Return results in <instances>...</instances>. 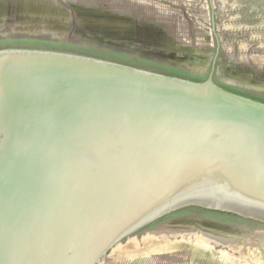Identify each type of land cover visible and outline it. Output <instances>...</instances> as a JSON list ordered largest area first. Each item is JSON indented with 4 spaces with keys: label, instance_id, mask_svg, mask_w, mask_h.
<instances>
[{
    "label": "water",
    "instance_id": "obj_1",
    "mask_svg": "<svg viewBox=\"0 0 264 264\" xmlns=\"http://www.w3.org/2000/svg\"><path fill=\"white\" fill-rule=\"evenodd\" d=\"M93 14L109 27L110 13ZM168 57L203 68L199 55ZM216 72V60L195 81L62 49H0V264H102L190 206L264 223V101ZM160 228L264 248V231L242 223L183 216Z\"/></svg>",
    "mask_w": 264,
    "mask_h": 264
},
{
    "label": "rangeland",
    "instance_id": "obj_2",
    "mask_svg": "<svg viewBox=\"0 0 264 264\" xmlns=\"http://www.w3.org/2000/svg\"><path fill=\"white\" fill-rule=\"evenodd\" d=\"M235 1L237 0H211V2L210 0H58L59 13L44 15L48 21L53 20L59 22L61 26H66L64 36L53 37L55 29L52 30L49 26L54 35H44L43 42L36 44L52 49L76 50L92 55L100 54L103 57L114 58L131 65L141 67L145 65L152 70L169 72L168 69L143 62L144 59L154 63L157 60L156 57L145 55L147 51L143 50L146 49L149 53H159L161 61L157 63L163 62L164 66H174L173 68L176 67V69L204 79L207 78L212 58L219 44L217 72L222 76L225 75L226 83L239 87L247 93L264 96V5L263 8L257 9L264 3V0H242L240 6H236ZM38 5L36 4V10L41 14L43 11ZM85 8H94L103 13L128 18L130 25L125 21L123 30L104 29L95 24L94 26L86 20L83 13ZM33 10L35 11L34 8ZM85 10L92 12L89 9ZM131 23L133 25L137 23L133 31ZM138 26L140 29L137 31ZM127 27L129 31H126ZM84 36H91L93 41L87 40ZM113 52L130 58L115 57L110 54ZM169 55L178 57L199 55L203 58V68L198 71L188 70L186 62L172 60L168 57ZM189 215L204 216L197 211L168 215L139 231L137 236L143 235L161 240L167 237L165 241L173 242L188 241V239L200 236L198 241L208 239L206 241H209L208 243L213 247L211 248L213 254L209 257L201 255L198 250L197 253L194 252L193 246L190 247L189 244L184 243L187 246L173 248L171 251H165L166 254L162 257L158 256V258H166L165 264H250V262L251 264H264V248L257 246V243L260 244L258 241L251 242L247 236L242 237L246 244H243L242 239L224 244L217 243L198 230L167 232L162 228L155 229L156 226L169 220ZM248 226L264 231V223H251ZM168 233L175 234V236L168 235ZM126 240L129 239L123 240L120 244ZM156 257L155 255L152 258ZM160 258L149 264L164 263ZM143 263L148 264V262ZM102 264H112V262L110 260Z\"/></svg>",
    "mask_w": 264,
    "mask_h": 264
},
{
    "label": "flooded vegetation",
    "instance_id": "obj_3",
    "mask_svg": "<svg viewBox=\"0 0 264 264\" xmlns=\"http://www.w3.org/2000/svg\"><path fill=\"white\" fill-rule=\"evenodd\" d=\"M210 2H211V0H210ZM36 4H39L38 6L41 8L43 13L41 12V14H40L36 10ZM234 4L236 6H240L237 3H234ZM33 8L35 9V11L33 10ZM85 9H89L92 12L89 13V11L85 10ZM85 9L83 10V13H84L86 20H88L90 24H93V25L95 24L96 26L97 25L100 26L99 22L94 21L95 18L93 17V15H94L93 13L99 14V13H103V12H101L100 10L99 11L95 10L94 8H85ZM59 10L60 9H59L58 0H44V2H43V0H0V49L18 48V47L19 48L52 49V48L43 46L41 44H36V43L43 42L44 35L45 36H53L55 33V35L53 37L57 38L60 35H61V37L64 36L63 34H64V30L66 29V26H63V25L61 26L59 22H55L52 19H51L52 21H48L47 17L44 15L46 13L51 14V15H54V14L56 15L57 13H59ZM87 15H89V16H87ZM109 15H112V14H109ZM119 17H121V16H119ZM126 20H127L126 21L127 24L130 25L128 22L129 19L126 18ZM49 26H51L52 30L55 29L54 33L51 29H50V31L48 30ZM135 26H137V23H134V25H133V23H131V30L133 28H136ZM100 27L104 28L102 26H100ZM111 28H112L111 26L107 27V29H111ZM126 29H127L126 31H129L128 27ZM139 29H140V27L138 26L137 31ZM84 37L87 38V40L93 41V38H90V36H84ZM32 42H34V43H32ZM128 48H130V47H128ZM143 49H145V48H143ZM62 50H64V49H62ZM217 50L218 51H216L215 55L212 58L210 71L212 68L213 60H216V71H217V65H218L217 62L219 60L218 59L219 58V56H218L219 55V48L218 47H217ZM67 51L79 52L76 50H67ZM128 51L134 52L133 50H128ZM143 51L146 52L148 50L145 49ZM79 53H82V52H79ZM113 53H110V54L113 55ZM139 53H141V52H139ZM148 53H149V51L146 52L145 55L147 54L149 56H153V57L157 58V60L155 61L157 65H160V67L162 66L161 68H165V69L169 70V72H165V73H169V74L173 73L172 75H178L177 72H174L172 70V69H176V67L175 68H173L174 66L173 67H167L168 65L164 66L165 64L163 62L157 63V62L161 61L159 56L156 55L157 52H150L149 54ZM85 54H88V53H85ZM95 56H101V55L97 54ZM101 57H103V56H101ZM144 60H147V59H144ZM143 67L148 68L149 66L143 65ZM177 70H180V69H177ZM195 71H198V70H195ZM210 71H209V73H210ZM209 73H208V75H209ZM208 75H207V77H208ZM214 75H215L214 76L215 81L218 82L220 85H222L224 88L229 89V90L235 89V90L240 91L241 93H247L243 89H240L239 87H235V86L227 84L225 80L219 78L216 74H214ZM234 92H237V91H234ZM246 95H248L250 97H257V98L259 97V98L264 99L263 95L250 94V93H247ZM189 216L205 217V218H210V219L217 220V221H224V222H230V223H242V224H245L246 226L249 225V224H246V223L241 222V221L228 220V219L217 218V217H212V216H208V215H204V216L189 215ZM158 226H160V225H158ZM158 226H156V227H158ZM162 230L167 231V232L168 231H172V232L176 231V230H170V229H168V230L162 229ZM137 233H139V232H137ZM137 233L135 234L136 236H134V239H137V242L139 243V245H142V242H143L142 240H144V238H146V236L142 235V236L138 237ZM169 234L171 236H175L174 233H173L174 235H172L171 233H168V235ZM126 243H127V240L122 245H124ZM157 254H158L157 256L160 255L162 257V255H165L166 252L164 251L162 253H157ZM159 258L157 257L155 260H159ZM160 259L163 260V262H164L162 264H165L166 258L164 257V258H160ZM136 263L141 264V263H143V261L142 260H140V261L136 260V261L130 262V264H136ZM112 264H114V263H112ZM122 264H125V263H122ZM127 264H129V263H127ZM158 264H160V263H158Z\"/></svg>",
    "mask_w": 264,
    "mask_h": 264
},
{
    "label": "bare ground",
    "instance_id": "obj_4",
    "mask_svg": "<svg viewBox=\"0 0 264 264\" xmlns=\"http://www.w3.org/2000/svg\"><path fill=\"white\" fill-rule=\"evenodd\" d=\"M241 2H242V0H237L234 3H237V4L241 5L242 4ZM263 5H264V3L262 5H260L259 7H257V9L261 8ZM263 15H264V13H263ZM105 17L109 18L108 21H107V24L109 26H111L112 28H115V24L120 26L121 24L125 25V23H126L125 22L126 20L124 18L123 19H124L125 23L122 21V19L120 17H118L116 15H106ZM115 21H118L119 23L117 24V22H115ZM196 237H198V236H196ZM166 238L167 237H163L162 238L163 240H161L159 238L158 239H154V238L146 237V238H144V240H142L143 241L142 245H139V243L137 242V239H130L129 241H127L126 244L119 245L116 248H114L112 253L108 257L109 258L108 260L109 261L111 260V262L114 263V264H122V263H125V264L129 263L130 264V262L136 261V260L137 261L142 260L143 262L150 263V262H154V260L157 258V257L156 258H152L153 256L158 255L157 253L164 252V251H171V250H173V248H179V247H182V246H187L186 244H189L190 247L193 246L194 247L193 249L195 250L194 252L197 253V250H198L201 255H203V256L206 255V256L211 257V255L209 254L210 253L209 251L211 249L210 248L208 249L206 243H204L203 241H198V240H200L199 238H201L200 236L198 238H193V239H190V240L188 239V241H182V240L179 239L183 243L178 242V241H174V242L173 241H169V240L165 241L164 239H166ZM249 242H250V240H249ZM184 243H186V244H184ZM236 245H237V243H236ZM260 249H262V248H260ZM233 250H234V248H233ZM224 257H226V256H224ZM211 260H213V259H211ZM206 261H208V260H206ZM223 261H225V260L223 259ZM141 264H143V263H141ZM250 264H251V262H250Z\"/></svg>",
    "mask_w": 264,
    "mask_h": 264
},
{
    "label": "trees",
    "instance_id": "obj_5",
    "mask_svg": "<svg viewBox=\"0 0 264 264\" xmlns=\"http://www.w3.org/2000/svg\"><path fill=\"white\" fill-rule=\"evenodd\" d=\"M113 55L114 56L123 57V58H130L128 56H124V55H121V54H118V53H113ZM142 61L145 62V63H147V64L156 65V66L160 67V65H157L156 63H154L152 61H148V60H142ZM172 70L174 72H177L178 75H180L182 77H188V78H190L192 80H195V81H202V80H204V78L197 77L196 75H193V74H191L189 72H186V71L177 70V69H172ZM232 90L241 93L238 90H235V89H232ZM241 94H245L246 95L247 93H241ZM253 98L258 99V100H261V101H264L263 98H259V97L258 98L257 97H253ZM189 211H197L198 213H201V214H204V215H209V216H213V217H218V218H223V219H228V220H234V221H241V222H244L246 224L260 223V222H256V221L249 220V219H245V218H242V217L233 215V214L222 213V212H218V211H212V210H208V209H205V208H202V207H196V206L185 207L183 209H180L178 211H175L173 213H170L169 215H172V214H175V213H179V212H189ZM166 216H168V215H166Z\"/></svg>",
    "mask_w": 264,
    "mask_h": 264
}]
</instances>
